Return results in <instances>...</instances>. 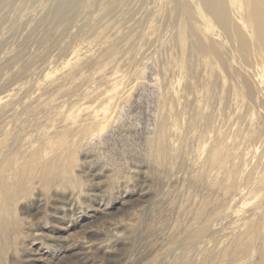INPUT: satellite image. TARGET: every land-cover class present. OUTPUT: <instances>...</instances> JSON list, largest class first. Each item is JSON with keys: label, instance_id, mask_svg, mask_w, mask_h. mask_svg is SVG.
I'll return each instance as SVG.
<instances>
[{"label": "rangeland", "instance_id": "obj_1", "mask_svg": "<svg viewBox=\"0 0 264 264\" xmlns=\"http://www.w3.org/2000/svg\"><path fill=\"white\" fill-rule=\"evenodd\" d=\"M100 1L0 0V264H264V63Z\"/></svg>", "mask_w": 264, "mask_h": 264}, {"label": "bare ground", "instance_id": "obj_2", "mask_svg": "<svg viewBox=\"0 0 264 264\" xmlns=\"http://www.w3.org/2000/svg\"><path fill=\"white\" fill-rule=\"evenodd\" d=\"M149 1L105 0L103 6L100 1L98 15L120 29V25L136 20V10ZM75 3L76 0H58L56 13L65 14ZM165 3L159 59L166 52L177 50L191 56L206 55L224 69L231 60L246 65L259 58L264 63V0H165ZM134 35H125L123 39L131 45ZM146 42L147 45L150 41ZM212 88L213 84L209 90Z\"/></svg>", "mask_w": 264, "mask_h": 264}]
</instances>
